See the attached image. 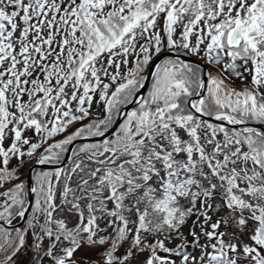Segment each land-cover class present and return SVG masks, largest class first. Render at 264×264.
I'll use <instances>...</instances> for the list:
<instances>
[{"label": "snow or ice", "instance_id": "6c2138e0", "mask_svg": "<svg viewBox=\"0 0 264 264\" xmlns=\"http://www.w3.org/2000/svg\"><path fill=\"white\" fill-rule=\"evenodd\" d=\"M0 264H264V0H0Z\"/></svg>", "mask_w": 264, "mask_h": 264}]
</instances>
